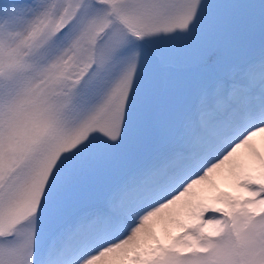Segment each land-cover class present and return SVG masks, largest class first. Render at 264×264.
<instances>
[{"label":"snow or ice","instance_id":"snow-or-ice-1","mask_svg":"<svg viewBox=\"0 0 264 264\" xmlns=\"http://www.w3.org/2000/svg\"><path fill=\"white\" fill-rule=\"evenodd\" d=\"M0 264H264V0H0Z\"/></svg>","mask_w":264,"mask_h":264},{"label":"rangeland","instance_id":"rangeland-1","mask_svg":"<svg viewBox=\"0 0 264 264\" xmlns=\"http://www.w3.org/2000/svg\"><path fill=\"white\" fill-rule=\"evenodd\" d=\"M224 190H228V191H231L230 189H224Z\"/></svg>","mask_w":264,"mask_h":264},{"label":"bare ground","instance_id":"bare-ground-1","mask_svg":"<svg viewBox=\"0 0 264 264\" xmlns=\"http://www.w3.org/2000/svg\"><path fill=\"white\" fill-rule=\"evenodd\" d=\"M231 190V189H230Z\"/></svg>","mask_w":264,"mask_h":264}]
</instances>
